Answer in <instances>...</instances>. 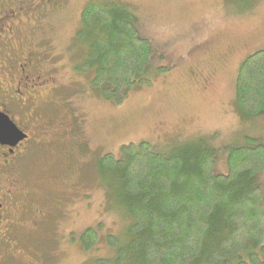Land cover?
Masks as SVG:
<instances>
[{
    "label": "rangeland",
    "instance_id": "374dc122",
    "mask_svg": "<svg viewBox=\"0 0 264 264\" xmlns=\"http://www.w3.org/2000/svg\"><path fill=\"white\" fill-rule=\"evenodd\" d=\"M108 1L135 16L140 35L152 47V61L144 77L149 82L136 85L121 105L92 86L91 73L76 71L85 61L87 48L78 36L81 13L92 2ZM4 3L0 28L4 26L5 32L22 24L25 36L40 22L46 29L44 37L35 40L44 50L43 61L54 70V86H59L53 91L58 104L53 114L63 116L73 127V137H64L70 145L49 147L47 153L38 148L32 155L29 152V185L25 182L22 187L41 212L47 210L43 205L65 197V217L50 208L42 226L32 220L29 229L13 227L18 240L11 237L6 247L12 246L9 250L14 263L6 264H114L116 250L106 245L107 238L114 236L120 245L125 244L131 221L122 215L119 196L99 166L106 154L120 156L123 145L149 142L166 156L200 146L215 153L216 173L220 174L228 171L232 149L248 147L252 140L264 146V115L245 116L235 100L242 63L264 49V0ZM13 114L20 123L23 118L16 109ZM71 127L57 126L60 134ZM77 166L81 167L80 179L73 195L66 185L67 173L59 172ZM49 167L57 177L46 180ZM255 181L264 191V172ZM54 191L47 202L48 194ZM27 206L24 203L19 212L26 211ZM53 221L63 225L57 229L51 225ZM92 228L101 247L86 251L81 237ZM6 247L0 246V261Z\"/></svg>",
    "mask_w": 264,
    "mask_h": 264
},
{
    "label": "trees",
    "instance_id": "16d2710c",
    "mask_svg": "<svg viewBox=\"0 0 264 264\" xmlns=\"http://www.w3.org/2000/svg\"><path fill=\"white\" fill-rule=\"evenodd\" d=\"M80 20L87 48L76 71L91 73L92 86L121 105L149 82L152 47L135 16L112 1L90 3ZM235 100L245 116L264 115V49L242 63ZM252 142L230 151L226 174L216 173L215 153L200 146L166 156L149 142L131 143L120 156L102 157L99 170L131 221L125 244L107 238L114 264H264V191L255 181L264 172V146ZM81 243L96 248L97 231H85Z\"/></svg>",
    "mask_w": 264,
    "mask_h": 264
},
{
    "label": "flooded vegetation",
    "instance_id": "af4514ba",
    "mask_svg": "<svg viewBox=\"0 0 264 264\" xmlns=\"http://www.w3.org/2000/svg\"><path fill=\"white\" fill-rule=\"evenodd\" d=\"M4 5L5 3L0 1V8ZM41 24L42 22L25 36H22L26 33L22 24L14 25L13 29L7 28V32L3 30L4 26L0 28V59L2 60L0 61V116H5L26 136L20 142L15 140L5 142L6 144L0 142V246L3 248L9 243L8 241L13 240L11 237L18 240L16 233L12 231L13 227L29 229L32 220H37V224L42 226L47 223L45 219L49 217L50 208H54L59 216L65 217L62 211L65 197L55 200L50 205H43L47 210L41 212L35 206L33 198L29 199L30 194L22 191L25 182L29 185V152L32 155L38 148L47 153L49 147L70 145L69 139L73 137L72 122L66 123V118L53 114V108L58 107L53 91H57L59 86H54L56 79L54 70L49 63L43 61L44 50L39 49L41 45L35 40L44 37ZM14 109L17 110L20 118H23L20 123L13 116ZM3 120L5 119L0 117L1 129ZM57 126L71 128L60 134ZM65 135L69 139H64ZM80 169L81 167L77 166V169L59 172L67 173L66 185L70 187L73 195L78 187ZM46 174H48L45 175L46 180H49L50 176L57 177L52 167L47 169ZM55 193L56 191L48 194L47 202ZM24 203H28L27 209L20 213L19 209H22L20 206ZM43 220L46 222L42 223ZM51 225L59 229L58 226L63 224L53 221ZM9 247L12 248L11 245L6 247V255L1 259L0 264L14 263Z\"/></svg>",
    "mask_w": 264,
    "mask_h": 264
},
{
    "label": "water",
    "instance_id": "95a60500",
    "mask_svg": "<svg viewBox=\"0 0 264 264\" xmlns=\"http://www.w3.org/2000/svg\"><path fill=\"white\" fill-rule=\"evenodd\" d=\"M5 119L2 122V129L0 128V142L6 144L5 142L15 140V142H20L26 138V136L21 133L5 116H0ZM7 121V122H6Z\"/></svg>",
    "mask_w": 264,
    "mask_h": 264
}]
</instances>
